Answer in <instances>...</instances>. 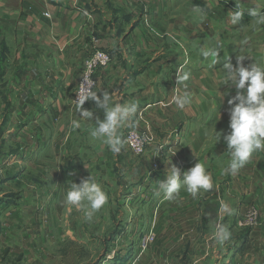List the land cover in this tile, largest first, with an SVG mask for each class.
Masks as SVG:
<instances>
[{"label":"crops","instance_id":"obj_1","mask_svg":"<svg viewBox=\"0 0 264 264\" xmlns=\"http://www.w3.org/2000/svg\"><path fill=\"white\" fill-rule=\"evenodd\" d=\"M254 2L259 0H0V248L12 249L19 228L30 231L39 220L29 200L10 191L23 177L27 182L30 174L76 165L77 172L93 174L108 190L133 189V175L137 189L156 187L171 156L181 179L198 160L205 162L215 188L195 198L181 189L176 200L182 211L169 224L155 227L152 221L147 231L138 230L140 253L146 249L140 248L141 239L150 234L162 241L150 242L149 248L163 245L177 259L184 252L190 256L177 264H264V151L253 153L236 174L223 172L230 160L223 138L230 131L227 101L236 94L235 86L220 85L223 65L231 60L235 66L242 54L245 66L264 64V25H256L247 11L232 25L228 12L254 7ZM197 7L200 13L194 11ZM203 44L222 48L213 66V58L200 54ZM96 48L112 57L95 73L98 95L108 91L115 101L138 104L121 135L128 128L145 134L148 143L141 157L126 145L114 154L91 137L96 118H104L94 100L83 107L93 111L91 121L71 129L79 117L69 97L83 60ZM181 68L190 72L185 83L194 97L185 109L173 102ZM215 130L221 132L217 143ZM222 200L233 215H217ZM255 207L256 222L243 224ZM217 221L232 234L223 245L211 240ZM125 230L123 226L119 234ZM116 232L114 223L107 235L111 243Z\"/></svg>","mask_w":264,"mask_h":264},{"label":"rangeland","instance_id":"obj_2","mask_svg":"<svg viewBox=\"0 0 264 264\" xmlns=\"http://www.w3.org/2000/svg\"><path fill=\"white\" fill-rule=\"evenodd\" d=\"M22 142L26 145V140ZM125 145L127 146L126 143ZM144 153L134 155L131 152L137 157L143 156ZM83 159L86 158H80ZM60 161H63V158ZM67 168L68 170L63 172L58 168L53 174H30L27 182L23 177L19 185L10 190L17 193L20 200H29L39 220L35 229L26 231L19 228L12 239V249L8 246L5 247L9 248V251L0 248V264H177L178 261L190 260L186 252L182 253L184 259L182 256L177 259V256L171 250L167 252L163 245L154 247L162 240L157 242V237L150 234L140 241L141 249H144L141 243L146 242L144 252L140 253L137 248L138 230L147 231L151 228L152 221L155 222V227L169 224L173 214L182 211L179 200H154L163 196L158 186H140L137 189L138 181H135L136 176L133 175V189L108 190L107 187H102L108 194V202L91 220H86L83 211L66 205L65 198L69 184L72 181L79 183L90 176V173L77 172L76 165L74 169L69 165ZM128 192H132L131 197ZM144 198L147 200H141ZM47 205L51 208L47 207L50 211L44 215V207ZM114 223L117 236H110L111 243L107 235L113 230ZM123 226L126 234H119ZM154 241V246L149 248L150 242ZM124 244L126 248L123 247ZM155 260L158 262H154Z\"/></svg>","mask_w":264,"mask_h":264},{"label":"clouds","instance_id":"obj_3","mask_svg":"<svg viewBox=\"0 0 264 264\" xmlns=\"http://www.w3.org/2000/svg\"><path fill=\"white\" fill-rule=\"evenodd\" d=\"M247 9L236 6L228 12V20L232 25H237L244 17L245 11L248 16L254 18L256 25H264V0L253 3ZM194 11L200 13L198 7ZM222 48L203 44L199 51L204 58H213L212 65L217 63L219 52ZM245 54L236 57V65L228 60L223 65L224 75L221 77L220 85L235 86L236 94L228 99L230 106V131L224 135L230 160L223 169L225 175L236 174L252 158L253 153L264 151V64L255 63L245 66L243 61ZM189 63L185 59L184 65ZM190 79V72L177 69V86L173 102L178 109H185L193 103V94L188 90L185 83ZM82 88L77 91L78 98L75 100V111L79 119L71 121V129L81 127L82 121H91L93 111L83 108L88 100H94L97 107L104 110V118L95 120V127L90 135L95 140L107 145L110 151L118 154L125 147L126 141L122 138L121 129L127 121L137 114L138 104L136 102L121 103L114 100V93L104 91L102 97L98 95L101 87L90 76H83ZM223 95L220 93V96ZM79 113V115H78ZM221 138V132L215 130L216 143ZM163 146V143H157ZM156 144V146H157ZM155 146V147H156ZM157 150V148H156ZM174 154V153H173ZM172 154V155H173ZM171 157V156H170ZM170 157L167 163L166 175L158 181V190L163 193V199L174 201L184 189L192 197H197L201 192H209L215 188L211 174L207 171L206 163L198 160L197 163L183 173L175 164L171 163ZM66 205L83 211L85 219L91 220L107 202L108 194L92 174L79 183L71 182L65 198ZM234 209L226 201H220L217 215L231 216ZM228 227L217 221L211 234V240L217 245H223L231 238ZM198 264V262H197Z\"/></svg>","mask_w":264,"mask_h":264},{"label":"built area","instance_id":"obj_4","mask_svg":"<svg viewBox=\"0 0 264 264\" xmlns=\"http://www.w3.org/2000/svg\"><path fill=\"white\" fill-rule=\"evenodd\" d=\"M111 61H112V57L109 54V52L101 48L94 49L86 56V58L82 62L81 72L77 84L69 97L70 108L74 109L76 107L74 99L78 98L77 91H79L82 88L81 83L83 82V76H90V79L96 82L95 79L96 71L106 68ZM88 102L89 100L86 101L84 105H86ZM124 140L126 141L129 150L134 155L143 154L146 145L148 143L145 134L135 128H128L125 131ZM257 216H258V210L256 208H250L243 220V224L245 225L254 224L256 222ZM145 244L146 242H142L141 247L145 248Z\"/></svg>","mask_w":264,"mask_h":264}]
</instances>
